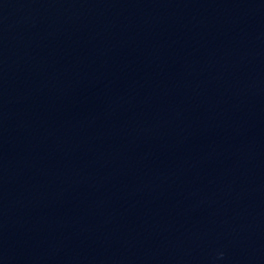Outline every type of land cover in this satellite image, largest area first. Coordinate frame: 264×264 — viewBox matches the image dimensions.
<instances>
[{"label": "water", "instance_id": "1", "mask_svg": "<svg viewBox=\"0 0 264 264\" xmlns=\"http://www.w3.org/2000/svg\"><path fill=\"white\" fill-rule=\"evenodd\" d=\"M0 264H264V0H0Z\"/></svg>", "mask_w": 264, "mask_h": 264}]
</instances>
